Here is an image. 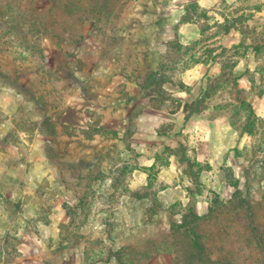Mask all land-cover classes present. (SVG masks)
Masks as SVG:
<instances>
[{
	"label": "rangeland",
	"instance_id": "374dc122",
	"mask_svg": "<svg viewBox=\"0 0 264 264\" xmlns=\"http://www.w3.org/2000/svg\"><path fill=\"white\" fill-rule=\"evenodd\" d=\"M91 3L46 21V0H0V264H183L190 211L208 264H264V169L216 109L231 86L188 120L175 102L226 48L264 121V0Z\"/></svg>",
	"mask_w": 264,
	"mask_h": 264
},
{
	"label": "trees",
	"instance_id": "16d2710c",
	"mask_svg": "<svg viewBox=\"0 0 264 264\" xmlns=\"http://www.w3.org/2000/svg\"><path fill=\"white\" fill-rule=\"evenodd\" d=\"M46 1L47 3H52V9H49L47 11L48 13L44 15V17L47 18L46 21H55L53 17L56 18V21H86L89 19H95L97 15L101 16V14H103L102 8L99 9L92 5V0H68L66 6L61 7V10L58 9L57 5L55 6V3L59 0ZM66 37L67 33L65 32L62 40H65ZM262 47H264V40ZM181 48L182 46L180 43L175 41L173 49L181 50ZM235 48H237V46H235L234 49ZM253 50L258 53L260 47L257 46L256 48H253ZM228 52V49L221 48L220 55L211 58L212 62L217 61L218 58H225V61L222 63V72L219 76L209 79L206 86L202 87L200 94L193 98V96L190 94V91L187 89L188 91H185L188 97L184 101L180 99L176 100L175 102L179 104L178 108H181L185 114V119L188 120L192 116L198 115L208 109L207 100L213 94L218 92L223 87L229 88L231 86L233 90L232 94L234 96L233 103L217 105L216 109L228 114L232 126L240 134H246L251 137L252 143L246 150L245 158L248 159V162L252 163V166L257 165L256 168L261 167L264 169V121L257 116L253 106L247 100L244 91L238 87L239 77L234 71L238 65V61L234 60L235 56L231 57L227 55ZM193 63L197 64L200 62L194 61ZM260 74L262 83L264 85V67L260 68ZM162 78L163 77L156 72L150 73L146 84L152 88H156L160 93H164L165 91L163 90V86L166 85L168 81ZM149 96H152V94H149ZM259 164H261V166H259ZM248 172L249 171H246V174ZM237 193L240 195L241 191H236L234 197H236ZM241 203H243V201ZM245 207L246 210L250 208V206H247V204ZM199 220L200 216L191 211L189 212V216L182 215L180 227L183 228L184 233L189 237L190 249L187 252V257L183 264L210 263L208 261L210 258L205 253V245L201 241L199 235L195 232L194 225ZM119 260L120 258L118 257V261Z\"/></svg>",
	"mask_w": 264,
	"mask_h": 264
}]
</instances>
